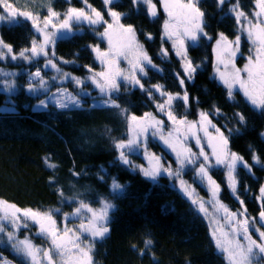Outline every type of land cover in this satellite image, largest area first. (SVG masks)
<instances>
[{
    "label": "snow or ice",
    "instance_id": "obj_1",
    "mask_svg": "<svg viewBox=\"0 0 264 264\" xmlns=\"http://www.w3.org/2000/svg\"><path fill=\"white\" fill-rule=\"evenodd\" d=\"M116 2L117 0H103L106 13L94 8L88 0H82L84 7L69 6L61 13L51 6V0H47L43 5L47 14L41 16L37 9L30 7L34 0H23L22 4L20 0H0V22L10 25L30 23L33 33L29 46L22 47L19 51H14L11 44L0 39V62L10 59L35 67V71L25 73L28 77L26 91L39 101L32 105L34 111L46 110L49 103L58 109L82 108V98L91 97L92 109L107 110L120 117L127 129V138H112L113 148L117 152L115 162L133 173L138 171L153 185H158L161 177L178 181V188L175 183L172 187L198 213L206 216L208 204L217 213H222L227 227L217 221L211 236L215 248L224 255L228 264H264V184L260 185L259 195L255 197L260 206L258 217H249L239 191L241 182L237 172L239 168H243L249 174H254L253 167L260 165L264 168V163L252 145L248 146L251 164L230 147L233 137L243 135L247 118L239 111H234L228 117L215 104L210 110L199 109L196 120H189L186 114L179 115L176 112L177 102L184 109L192 103L199 104V97L190 94L189 86H195L201 65L189 55V48L198 46L201 39H206L215 40L212 78L225 88L226 99L235 102V93L239 92L253 110L264 114V0H254L255 8L251 12H245L240 7V0H216V7L220 11L224 10L226 4L229 5L225 15L234 17L238 26L234 39H229L224 32L217 33L216 37L209 35L205 30L206 14L200 7V0H159L167 18L162 24L161 47L157 55L163 61H169L172 54L177 58L179 68L172 69V75L180 88L178 92L168 91L161 83L146 86L144 79L148 76V69L161 75L164 69L154 63L153 57L139 40L136 27L131 23H122L127 13L114 10L112 5ZM130 3L134 9H138L140 5L146 6V13L150 17L158 15L159 9L154 0H130ZM106 15L108 19L105 18ZM85 23L94 35L101 40L107 39L108 48L102 51L99 44L84 45L100 63L101 70L96 71L91 65H81L87 74L79 77L64 71L60 66L75 65L76 61L58 57L55 45L58 40L70 39L77 33H82V25ZM97 26L103 27V31L97 32ZM242 34H246L252 47L243 68H237L235 58L240 52ZM143 35L146 40L153 39L150 32ZM166 43L170 44V49L164 47ZM41 58L42 65L39 63ZM121 61L126 62V68L120 66ZM43 69L55 74L46 78ZM17 75L16 72L0 68V92L9 97L6 105H12L0 108V112L15 111L10 97L19 87H24L17 85ZM66 81L75 86L73 91L62 86ZM86 84L92 86L97 92L96 96L85 89ZM50 85L55 86L56 90L52 91ZM136 90L153 103L155 112L147 111L138 116L130 111L134 105L127 97ZM41 95L44 96L43 99H39ZM122 99L124 104L121 103ZM217 117H223L226 122L214 123ZM233 121L235 123L229 127ZM106 131L110 132V129ZM260 135L264 137V132ZM149 137L158 141L174 159L166 161L162 156L150 152L147 148ZM190 140L195 141L197 151L189 146ZM141 152L147 160V166L135 164L129 159L130 155ZM44 163L53 172L58 168V164L52 162L50 156L44 157ZM215 169H223L226 186L240 204L239 210L231 211L220 200L222 187L212 175ZM186 170L192 172L195 183L207 189L208 200L200 197L193 184L182 178ZM100 172L104 175L98 173L97 178L107 183V169L101 166ZM70 174L74 177L84 175L83 172L75 171ZM109 180V195L113 199L126 195L127 184H122L116 176H109ZM49 183L57 185L55 191L61 200L70 201L76 207L71 212L61 213L59 208H21L0 198V246L10 250L19 264H94V245L97 241L102 242L110 233V213L116 209V204L108 196L98 197L96 202L99 207L94 208L85 199L79 198V192L65 196L55 174L49 177ZM72 187L75 188V185ZM249 190L245 185L244 191ZM57 215L62 217L61 224H58ZM71 217L79 219L80 223L69 227ZM32 227L36 228L35 235L43 239L47 247L36 244L31 236L19 237L21 229L31 231ZM85 234L88 239H85ZM143 244L144 247L138 250V254H149L153 264H158L155 253L151 252L153 241L146 238ZM0 264L14 262L0 253ZM186 264L191 262L187 261Z\"/></svg>",
    "mask_w": 264,
    "mask_h": 264
},
{
    "label": "trees",
    "instance_id": "obj_2",
    "mask_svg": "<svg viewBox=\"0 0 264 264\" xmlns=\"http://www.w3.org/2000/svg\"><path fill=\"white\" fill-rule=\"evenodd\" d=\"M55 1V8L58 11H65L71 4L74 7H83L82 0H70V3L69 0ZM157 1L159 3V0ZM88 2L94 8L106 13L103 0H88ZM228 6L226 4L224 10L220 11L216 7V0H200V7L206 14L205 30L210 36L216 37L217 33L224 32L229 39H234L237 35L238 26L234 17L225 15ZM112 7L116 11L127 13L122 23H131L136 27L138 37L144 43L149 55L153 57L154 63L164 69L163 75L148 69V76L144 79L146 86L161 83L168 91H180L172 75V69L179 68L177 58L172 54L169 61H163L157 55L161 47L162 24L166 17L161 6L160 15L157 17L147 15L144 5L134 9L130 0H117ZM240 7L245 12H251L255 8L254 0H240ZM105 18L108 19L107 15ZM96 28L103 31V27ZM82 29V33H77L70 39L58 40L55 45L58 57L76 61L75 65H67L66 68L79 77L87 74L86 69L81 65H91L96 71L100 68L91 51L83 47L86 44H99L100 37L94 35L89 27L82 25ZM145 32H150L153 39L146 40L143 35ZM32 35L30 23L0 26L1 39L11 44L14 51L29 46ZM214 42L215 40L201 39L198 46L189 48L190 56L201 65L195 86H189L190 94L199 97V104L192 103L184 109L177 102L176 112L179 115L186 114L189 120L198 119V110H210L213 104L219 106L228 117H231L234 111L243 112L247 118V127L242 130V136L231 139V150L244 156L251 164V152L248 146L252 145L260 155L261 162L264 163V137L260 135L264 132V114L253 110L239 92L235 93V102L226 99L225 88L212 78ZM164 47L170 49V44L166 43ZM251 47L247 37H243L241 44L243 55L238 59V67L247 62ZM3 67L5 71L18 73L17 85L24 87H19L10 97L15 105V111L0 112V198L15 203L21 208L31 207L40 210L59 208L61 213L71 212L76 205L61 200L55 191L57 185L49 183V177L55 174L59 186L64 189L65 196L79 192L80 199H85L92 207L97 208L98 197L108 196L109 199H113L109 195L108 183H110L109 176H116L122 184L128 185L127 193L123 197L113 199L117 207L110 213L111 230L102 242L95 243L94 264H153L149 254L144 256L138 254V250L144 247L143 241L146 238L153 241L151 252L155 253L158 264H186L187 261L191 264H228L224 255L215 248L211 236L216 222L220 220V213L216 214V211L213 215L209 213L211 223H208L204 218L206 216L198 213L194 206L172 187L175 183L178 188V181L161 177L159 184L153 185L138 171L133 173L115 162L117 152L113 148L112 138H127V129L120 117L107 110L92 109L90 99L87 97H84L86 102H83L82 108L58 109L50 105L46 110L34 111L32 105H36L38 99L27 93L28 77L25 73L29 70L35 71V67L10 59L0 62V68ZM45 72L55 74L51 70L47 72L45 69ZM87 85L91 86L89 84L85 86ZM67 86L70 90H74L72 83L67 82ZM91 95L96 96L97 92L94 91ZM43 97L41 95L39 99ZM8 99L5 93L0 92L2 108L12 107L6 105ZM127 99H130L134 105L130 111L138 116L147 111L155 112L153 103L138 90ZM121 103L124 104L123 99ZM225 122L223 117L214 119V123ZM234 123L235 121L229 124V127ZM106 129H110V132ZM189 146L193 151H197L194 140L189 141ZM147 148L163 159H169L168 161L174 159L173 155L151 137L147 141ZM134 155H130L129 158L135 164L147 166V160L143 156ZM45 156H50L52 162L58 164L54 172L46 168ZM101 166L108 171V176H105L107 183L97 178L98 173L104 175L100 172ZM73 171L83 172L84 175L74 177L70 174ZM237 172L241 182L239 191L245 201L247 214L249 217H258L260 206L255 197L259 195L260 185L264 184V168L255 165L254 174H249L243 168H239ZM215 174L222 187V199L232 211L239 210L241 206L230 194L224 173L219 169ZM192 175L191 171L186 170L182 178L194 185ZM72 185H75V188ZM245 185L250 189L247 192L244 191ZM201 188L203 189L202 186ZM204 192L206 193L205 190ZM201 195L207 200V194ZM35 232V227H32L31 231L21 229L19 237L31 236L35 238L33 241L36 244L47 247L46 242L37 237ZM133 245L136 247L133 248ZM0 253L13 260L15 264H19L10 250L3 246H0Z\"/></svg>",
    "mask_w": 264,
    "mask_h": 264
},
{
    "label": "rangeland",
    "instance_id": "obj_3",
    "mask_svg": "<svg viewBox=\"0 0 264 264\" xmlns=\"http://www.w3.org/2000/svg\"><path fill=\"white\" fill-rule=\"evenodd\" d=\"M55 0H51V6L56 10V11H58L56 8H55ZM154 2H156L157 3V6H158V9H159V11H158V15H160V5H159V3H158V1L157 0H154ZM20 3L22 4L23 3V0H20ZM47 3V0H34V3H33V5H31L30 7H34L35 9H37L39 12H40V15L41 16H43V15H46L47 14V11H46V7H44L43 5L44 4H46ZM69 6H72V4L71 5H69ZM68 6V7H69ZM67 7V8H68ZM83 7H84V5H83ZM66 8V9H67ZM162 8V7H161ZM65 9V10H66ZM58 12H64V11H58ZM157 15V16H158ZM156 16V17H157ZM167 17H165V19H166ZM10 25V24H8L7 22H0V26L1 25ZM83 26H86V27H89L86 23L85 24H83ZM102 29H100V31H101ZM96 31L97 32H100L97 28H96ZM243 37H247L246 36V34H242L241 35V43H240V52L237 54V57L235 58V64H236V67L237 68H243V66H244V64L242 65L241 64V66H237L238 65V59H239V57L240 56H242L243 55V50H242V48H241V44H242V39H243ZM139 38V37H138ZM0 39H1V37H0ZM101 40V39H100ZM140 40V39H139ZM140 42L141 43H143L141 40H140ZM144 44V43H143ZM169 44V43H168ZM214 44H215V42H214ZM214 44H213V46H214ZM99 46H100V48H101V50L103 51V50H106L107 48H108V43H107V39L105 38V39H103V40H101V42L99 43ZM145 46V45H144ZM146 48V47H145ZM190 55V54H189ZM248 56V55H247ZM43 59L41 58V60L39 61V63L42 65L43 64V61H42ZM214 60H215V55H214ZM214 60H213V64H214ZM96 61V60H95ZM96 63L99 65V70H101V65H100V63L98 62V61H96ZM63 69H64V71H67V72H69L68 70H67V68H66V66L67 65H60ZM121 67H123V68H126L127 67V64H126V62H124V61H121ZM3 69H4V67H3ZM213 70H214V67H213ZM9 71V70H8ZM46 71L47 72H49V70L48 69H46ZM9 72H11V71H9ZM43 72L46 74V78H48V77H51V76H53V74H49V73H46L45 72V69H43ZM15 79H17V77L15 78ZM16 83H17V80H16ZM64 84L65 85H62L63 87H65V88H67L69 91H72V90H70V88L67 86V81L66 82H64ZM51 87H52V91H55L56 89L55 88H53L54 86H52V85H50ZM73 88L75 89V86L73 85ZM85 89L87 90V91H89V92H94L95 90L92 88V86H85ZM96 92V91H95ZM92 96H95V95H92ZM44 98V97H43ZM42 98V99H43ZM87 98H89L90 99V102H91V104L93 103V101H92V99H91V97H87ZM83 99V102H86V100L84 99V97L82 98ZM39 102V101H38ZM38 102H37V104H38ZM90 104V105H91ZM50 105H53L52 103H49V105H48V107L47 108H49V106ZM3 106H0V108H2ZM162 118V117H161ZM150 138V137H149ZM149 140V139H148ZM197 149V148H196ZM198 150V149H197ZM206 151H208V149L206 148L205 149ZM169 152V151H168ZM170 153V152H169ZM172 155V154H171ZM134 156H143V153L141 152V153H139V154H135ZM144 157V156H143ZM130 160H131V158H129ZM164 160H166V159H164ZM169 159H167L166 161H168ZM173 167H175L174 165H173ZM217 171H219V169H215V170H213V172H212V175H213V177L217 180V182L218 183H220L219 182V179L217 178V176H216V174H215V172H217ZM220 171H222L223 173H224V171H223V169H220ZM224 176H225V173H224ZM189 183H191L192 184V182H189ZM200 185V184H199ZM199 185H196L195 183H194V187L196 188V192L199 194V196L200 197H204V196H202L201 194L202 193H204V194H207L208 195V192H207V189L205 188V187H203V189L206 191V193L204 192V190L201 188V186H199ZM206 198V197H205ZM208 198L209 197H207V200H208ZM220 200L225 204V205H227V203L222 199V197H221V194H220ZM206 207L208 208V213H207V215H206V217H204L205 219H206V221L208 222V223H211V218H210V216H209V213L210 214H212L213 215V213H216L215 212V209L211 206V204H208V205H206ZM227 207L230 209V207L227 205ZM231 210V209H230ZM232 211V210H231ZM216 214H219V213H216ZM220 215V220L218 221V222H221V223H223V224H225V227H227V225H226V223H225V221L222 219V213H220L219 214ZM56 219H57V221H58V224H61L62 223V217H60V218H58V216L56 217ZM210 219V220H209ZM80 223V220L79 219H77V218H75V217H71L70 219H69V221H68V226L69 227H72V226H74V225H78ZM214 229V228H213ZM23 238V237H22ZM32 239H34L35 240V238H33V237H31ZM85 239H88V237H87V235L85 234ZM15 264V263H14Z\"/></svg>",
    "mask_w": 264,
    "mask_h": 264
}]
</instances>
